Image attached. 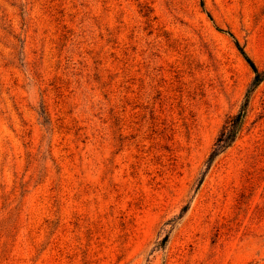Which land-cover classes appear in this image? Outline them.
Wrapping results in <instances>:
<instances>
[{
	"label": "rangeland",
	"instance_id": "1",
	"mask_svg": "<svg viewBox=\"0 0 264 264\" xmlns=\"http://www.w3.org/2000/svg\"><path fill=\"white\" fill-rule=\"evenodd\" d=\"M215 27L264 70V0H0V264H264V80L205 165L253 79Z\"/></svg>",
	"mask_w": 264,
	"mask_h": 264
},
{
	"label": "trees",
	"instance_id": "2",
	"mask_svg": "<svg viewBox=\"0 0 264 264\" xmlns=\"http://www.w3.org/2000/svg\"><path fill=\"white\" fill-rule=\"evenodd\" d=\"M200 5L203 7L202 1H200ZM207 16L210 20H212L210 15L207 14ZM215 29L219 33L228 35L232 39L237 51L239 52L243 60L246 62V64L251 69L252 74H253V79L250 83L248 90L246 91V94L244 96V100L240 107V110L237 112V114H235L232 118H230L229 121H227L224 128L218 135L215 143L213 144V147L205 162L207 170L210 168L214 160L220 154H222L226 149L231 147V145L236 141L239 133L242 130L243 124H244V120H245L246 113H247V108L249 105L250 95L253 91H255V89L264 80V70L260 71L257 69V67L254 65L251 59L246 55L243 48L239 45L238 41L234 38V36L229 31H224L218 27H215ZM185 211H186V208H183L182 212H185ZM163 241L164 242L166 241V237L163 239Z\"/></svg>",
	"mask_w": 264,
	"mask_h": 264
}]
</instances>
